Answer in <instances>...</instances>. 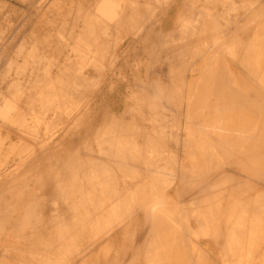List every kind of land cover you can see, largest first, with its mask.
I'll return each mask as SVG.
<instances>
[{"label":"bare ground","instance_id":"obj_1","mask_svg":"<svg viewBox=\"0 0 264 264\" xmlns=\"http://www.w3.org/2000/svg\"><path fill=\"white\" fill-rule=\"evenodd\" d=\"M32 1L35 5L38 2ZM49 1L55 5V0ZM73 1L74 5H65L67 13L49 11L46 1L45 9L49 8L51 14H46V18L40 16L46 34L30 31L37 13L31 19L34 25L29 24L32 28H25L29 33L25 35L30 37L31 32L33 37L28 39L36 42L35 45L39 42L38 46L43 42L51 53L57 49L64 54L65 42L75 40V52L81 51L86 59L91 55L92 61L86 62L85 58L81 61L77 53L79 56L75 57L80 62L67 52L62 61L57 59L55 51L52 54L55 59L47 57V65L44 48L23 46L25 36L21 40L12 39L8 49L16 48L15 41L17 46L22 45L18 46V53L25 58H31L35 51L37 55L42 52L45 58L39 55L38 61L27 59L30 64L33 62L32 69L28 67L32 77L26 79L27 74L23 75L24 82L19 84L20 78L17 83L12 76L13 79L2 75L10 69H6L8 64L1 66L5 57L1 58L0 66L7 72L0 68L4 72L0 73V80H7L8 87L5 86L6 93L1 82L0 96L17 93L15 87L23 85L17 97L12 94L13 102L22 100L37 109L45 103L46 108L41 109L44 115L55 114L52 118L64 120L62 124L67 129L63 135L56 131L44 139L41 134L40 139L37 134L40 136L44 124L40 128L35 125L40 133L35 131L33 136L38 138L33 141L28 129L27 134L23 133L24 124L32 117L25 122L26 117L17 118L19 124L23 123L22 134L33 142L29 139L32 147L26 145L27 149L22 147L19 152L18 141L19 153L5 154L11 160L1 153L6 161L0 164V236L3 239L2 234L7 237L10 234L15 241L4 238L5 242H12L10 245L0 241V247L5 249L0 248V264H14L13 258L6 255V249L9 252L10 248L15 253L13 256L24 257L20 258L21 264L30 259L32 264H246L248 258H252L253 264H264V235H261L264 231V27L254 29L255 22L263 15L257 12L252 15L255 11L252 7L251 16L236 13L235 20L228 19L224 26L218 17L233 18L229 13L236 11L237 6L230 10L226 4L236 5L239 1L111 0L112 4L110 0ZM242 1L244 4L245 0ZM179 4L177 21L173 24L172 8ZM260 4L261 10L264 9V4ZM248 6L241 7V12ZM57 16L63 18V23H57ZM58 31L60 37L55 35ZM123 33L131 36L119 41ZM117 41L121 43L116 46L121 48L112 51L111 45L115 46ZM25 47V53L31 52L27 50L30 47L33 52L22 54ZM3 49L2 53L13 55V49L11 54L6 46ZM104 49L113 56L112 60L109 54L106 57L110 60L107 67L103 58L100 61ZM15 58L10 61L16 62ZM13 61L7 63L12 66ZM23 65L27 67L25 62ZM33 67L34 75L39 76H33ZM102 71L105 76L100 74ZM42 72H47L45 78L40 76ZM33 77L43 83L35 82ZM97 77L100 81L105 77L98 94L105 93L100 98L96 93V98H92L87 91L97 83ZM27 80L34 83L28 85ZM76 87L82 91H78L79 95ZM42 90L47 98L42 96ZM109 91H115L114 97L108 95ZM75 93L81 104L79 99L73 103ZM86 96L92 99H85ZM2 103L4 109L10 106ZM34 106L30 109H35ZM16 108L13 110L17 112L22 107ZM8 115L1 118L11 116ZM19 115L24 116L25 111H18ZM42 115L38 116L39 120ZM36 117L32 124L41 121ZM11 120L15 126L17 121ZM52 124L55 123L46 127ZM44 130V135L49 132ZM22 142L25 144V140ZM67 142L71 145L63 148ZM75 142L83 145L75 147ZM17 145L10 148L17 149L14 148ZM0 148L1 151L2 145ZM13 150H9L10 154ZM48 203L53 205L49 211ZM193 238L197 242L193 243ZM257 254L259 259L255 257ZM26 255L31 256L29 260L25 259Z\"/></svg>","mask_w":264,"mask_h":264},{"label":"rangeland","instance_id":"obj_2","mask_svg":"<svg viewBox=\"0 0 264 264\" xmlns=\"http://www.w3.org/2000/svg\"><path fill=\"white\" fill-rule=\"evenodd\" d=\"M1 1H2V2L4 1V2H3V3L1 2L2 4L0 3V13H1V14H0V23H1V24H0V27L3 28V29L0 28V29H1L0 31L3 32L2 30H4V27L6 28V29L4 30V33L0 34V35H2V37L0 36V39L2 38V39H1V42H0V46H1V48H2V47L4 48V47L6 46V48L8 49V46H9V47H11V46H10V45H7V44H9V42H10L12 39H13V40H18V39L21 40V37L23 38V36H25V37L22 39V40H24V41L22 42V43H23V44H22L23 46H27V45H28V46H31V47L33 46V47H34V46L37 45V47H39L38 49H40V46H41L42 48H44L43 42H42V43L40 42V44H39L40 46H38V43H39V42L35 45L36 42H33V41H31L30 39H31V36L33 37V34L31 35V32L34 33V29H35V31L39 32V33H36V32H35L36 34H39V35L46 34V33H43V31H46V30H44V29H46V28H44L45 26L43 25L44 22H42V21H43V20H42L43 17H40V16H44V18H46V15H38L37 17L35 16L37 19L34 17V15H32V18H30V17H31V0H27V1H26L28 4H27L26 2H24L25 0L23 1V3L21 2V0H1ZM46 1H47V2H46ZM57 1H58V0H57ZM57 1H56V0L53 1V2H55V5L52 6V4H54V3H52V2H48V0H38V2H40V3L37 2L36 6H37V8L40 7L41 5H43V6H41V7H44V5H45L44 3L46 2V4L48 3L47 6L50 5L49 7L52 9V10H51L52 12H54L55 10H56L55 12H57V10H58V11H60V12H62V13H67V12L65 11V10L67 9L65 5L68 4L67 7H70L69 4H71V3H72V4L75 3L73 0H59L58 2H57ZM71 1H72V2H71ZM7 2H8V3H7ZM41 2H42L43 4H42ZM68 2H69V3H68ZM80 2H81V0H80ZM112 2H113V1L110 0V4H112ZM247 2H248V0L246 1V3H247ZM249 2H251V1H249ZM249 2L247 3V5L244 4V5H242V6H245V7H246V6L249 5L250 7L248 6L247 9H250V8H252V7H256V8H258L259 6H261L260 8H263L262 5H261L260 3L262 2V4H264V3H263L264 0H257L256 3H255V0L252 1V3L254 2V3H253L254 6H253V4L250 5ZM24 3H25V4H24ZM29 3H30V5H29ZM50 3H52V4H50ZM9 4L11 5V7L9 6ZM14 4H15V5H14ZM39 4H40V5H39ZM255 4H258V5H255ZM7 5H8V6H7ZM73 5H74V4H73ZM226 5H228V6H230V7H232V6L235 7V6H239L240 4H236V5L226 4ZM1 6H2V7H1ZM15 6H16V7H15ZM36 6H35V7H36ZM51 6H52V7H51ZM55 6H57V7L55 8ZM221 6H222V5H221ZM61 7L63 8V10H62ZM223 7H227V6L224 5ZM10 8H11V10H10ZM15 8H16V9H15ZM53 9H54V11H53ZM108 10H109V9H108ZM263 10H264V9L261 10V15L264 16V14H263L264 11H263ZM6 11H7V12H6ZM14 11H15V12H14ZM37 11H38V10H37ZM262 11H263V12H262ZM11 12H12V13H11ZM13 12H14V13H13ZM18 12H19V13H18ZM26 12H28V13L26 14ZM69 13H71V12H69ZM4 14H5V15H4ZM13 14H15L16 17H15V16H12ZM29 15H30V16H29ZM67 15H68V14H67ZM261 15H259V16H261ZM26 16L29 17V18L26 19ZM221 16H222V15H221ZM221 16H220V17H221ZM223 16H224V19H225V20L222 19V18H220V17H218V18H219V21L221 22V24L224 25V26L227 25V23H225V22H226L228 19H230L231 21L235 20V17H234V16H232L233 18H230V16H227V15H226V16L223 15ZM223 16H222V17H223ZM263 16H262V18H263ZM1 17H3V19H1ZM12 17H13V19H12ZM65 17H66V16H65ZM68 17H69V16H68ZM70 17H71L72 19H75L74 17H76V16H71V15H70ZM70 17H69V18H70ZM256 17H257V16H256ZM6 18H7V19H6ZM18 18H19V19H18ZM20 18H21V19H20ZM24 18L26 19V21H23ZM34 18H35V20H36V21H34V23H35V22H36V23H35V26H32V25H34V23H33V21H32V20H34ZM40 18H41V19H40ZM55 18H56V17H55ZM61 18H62L61 16H59V17L57 16V18H56L57 23H59V24L63 23V22H61ZM66 18H67V17H66ZM76 18H77V17H76ZM240 18H242V17H240ZM262 18H259L258 20L256 19L258 22H257V21L255 22L256 25H255L254 29H257L256 26H258V30H259L260 28H263V27H264V26H263L264 24L262 25V27H261V25H260V24H262V23L264 22V18H263V22H262V20H261ZM8 19H9V20H8ZM25 19H24V20H25ZM28 19H29V20H28ZM31 19H32V20H31ZM58 19H59V20H58ZM64 19H65V18H64ZM79 19H80V18H79ZM1 20H2V21H1ZM18 20H19V21H18ZM20 20H21V21H20ZM62 20H63V18H62ZM75 20H78V18L75 19ZM223 20H224V21H223ZM259 20H261V23L259 22ZM5 21H6V22H5ZM27 21H28V22H27ZM63 21H64V20H63ZM176 21H177V15H171V17H170V22H172V23L174 24ZM222 21H223V22H222ZM2 22H3L4 25L2 24ZM19 22H20V25H19ZM22 22H23V23H22ZM24 22L27 23L28 25H29V24L31 25V24L33 23V24L31 25L33 28H32L30 25H29V27H27V26H26L27 24H25L24 27H23ZM29 22H30V23H29ZM60 22H61V23H60ZM21 23H22V24H21ZM172 23H171V24H172ZM257 23H258L259 25H257ZM17 24H18V25H17ZM234 24H235V23L232 22V26H233ZM1 25H2V26H1ZM12 25H13V26H12ZM36 25H37V26H36ZM237 25H238V23H237ZM17 26H18V27H17ZM19 26H20V27H19ZM234 26H235V25H234ZM15 27H16V28H15ZM18 28H19V29H18ZM21 28H22V29H21ZM25 28H29V30H30V28L33 29V31L30 30L31 32L28 30V31L30 32V35H29L30 37H28V34H29V33L27 32V29H26V31H25ZM14 29H15V30H14ZM17 29H18V31H17ZM20 29H21V30H20ZM10 30H11V31H10ZM19 30H20V31H19ZM23 30H24V31H23ZM39 30H40V31H39ZM21 31H22V32H21ZM1 32H0V33H1ZM6 32H7V34H6ZM8 32H9V33H8ZM11 32H12L13 34H15V35H12ZM25 32L28 33V34L26 33L27 36L25 35ZM46 32H47V31H46ZM58 32H59V31H58ZM22 33H24V34L22 35ZM41 33H42V34H41ZM53 33H54V32H53ZM5 34H6V35H5ZM10 34H11V35H10ZM16 34H17V35H18V34H19V35L21 34V35H20V36L18 35V36H19V38H18V36H16ZM58 34L61 35V32H59V33L55 32V35L60 37V35H58ZM68 34H69V33H68ZM7 35H8V36H7ZM64 35H65V34H64ZM64 35H62V36H64ZM66 35H67V34H66ZM4 36H5V37H4ZM9 36H10V37L12 36V37L9 38ZM68 36H69V35H68ZM130 36H131V35H128V34L125 35V33H123V34H122V37H123V38H122L121 40H119V41H122L123 39H127V38H129ZM13 37H14V38H13ZM15 37H16L17 39H16ZM26 37H27V38H26ZM7 38H8V39H7ZM28 38H30V39H28ZM61 38H62V37H61ZM63 38H65V37H63ZM63 38H62V39H63ZM118 38H119V37H118ZM6 39H7V40H6ZM9 39H10V40H9ZM3 40L6 41V42L4 43ZM32 40H34V39L32 38ZM60 40H61V39H60ZM62 41H66V40L64 39V40H62ZM71 41H72V44H71ZM71 41H69V39H68V43L65 42V43H66V44H65V48H66V49H64V50H66V51L64 52V54L60 53L61 51H58L57 49L55 50L56 53H57V55H55V56H57V59L62 60V59H63V55H65V57L67 56V54H65V53L67 52L68 54H74V58H76L75 56H76L77 53H78V54L80 55V58H78V57H77V58L80 59L81 61H85V60H86V62H87V61H92V60H93V57H92L91 55H90V57H89V55H87V56H86L87 59H86V58L84 57V55L81 53V51H79V52H78V51L75 52V48H76V47H75L74 45L77 44V43H74V42H77V41H75V40H74V41L71 40ZM119 41L115 42V43H116L115 46H113V44H112V45H111V48H112V49L109 48L108 50L111 49L112 51H114V49H117V50L120 49L121 47L116 46V45H118ZM2 42H3V43H2ZM13 42H14L13 45L15 44L16 46H14V47H16V48H9V49H10V50L8 49L9 51L6 49V50L8 51V53H10V52L12 51L11 49H13V51H15V52L12 51L13 55L10 53L11 56H10L9 54H7L6 52H3V53H2L1 51H2L3 48H2V49L0 48V52H1V55H2V56H0V60H1V61H0V64H1V62L4 60V58H2V57H5V60H4V61H5V62H4L5 65H4V63L2 62L1 66H3V67L6 66V67H7V64L10 66V64H13V63H11V62L14 60V59H12V60L10 61V59H11V58H15L16 55H17V57L19 56V58L16 57L15 59H17V60L19 59L18 62L20 61L21 64L18 63L17 60H15L16 62L13 61V62H14V65H12V66H10V67L8 66V67L6 68V69H8V68L10 69V71L8 70V71H9V72H8L9 74H8V73H7V74L4 73V72L6 71V70L4 71L5 68H3V67L0 66V68H3V71H4V72H3V71H1L2 69H0V73L3 72L4 74H2V75H4V76H8V75H9V77L12 76V77L14 78V80L17 81V83H18V81H19V80H17V79L20 78L19 84H20V82H21V83L24 82L23 79H24V76H26V74H27V76H26L25 78L27 79V77L29 76V72H32L30 69H32L33 62H31V64H30V61H28V62L26 61L27 59H28V60H30V59L33 60V58H37V60H36V59H35V60L38 61V56H39V55H40V57H43V58H44V56H46V59L44 58L45 60L42 59V58H39V60L42 59V62H43V60L46 61L47 63H46V62H43V63H46L47 65H48L47 57L49 58V56H52V57H51L52 60L55 59V57L53 58L54 55H52V54H55V51H54V50H51L52 53H51L50 51L47 52L48 47H47V49L44 48L45 51H44L43 49L38 50V52H39V51L41 52V51L43 50L42 52H44V56H43L42 52H41V53H38V55H37V52L35 51L34 53L37 55V57H35V54L31 53V52H33V49H30L31 47H30V48L27 47V48H29V49H27V50H30V51H31V52H30L31 54H30L29 51H28V53L30 54L31 58H30V57L25 58V57H27V56H23V55H21L20 53H18V52H19L18 50H20L18 46H20L21 44L17 46V44L15 43V41H13ZM16 42H17V43H19V42L21 43V41H16ZM26 42H27V43L29 42V44H27ZM31 42H33L34 44L32 43L33 45H32V44L30 45ZM10 43H11V42H10ZM120 43H121V42H120ZM120 43H119V44H120ZM1 44H2V45H1ZM3 44H4V45H3ZM41 44H42L43 46H42ZM73 44H74V45H73ZM22 45H21V46H22ZM17 47H18V49H17ZM33 47H32V48H33ZM37 47H36V48H37ZM73 47H74V49H73ZM34 49H35V48H34ZM105 49H106V48H105ZM105 49H104V51H105L106 56H104L105 54H101V55H103V56L105 57V58H104L103 56L101 57V56L99 55V56H100V61H101V58H103L104 62L106 61V62L108 63V61H110V60L113 59V58H112L113 56H111L110 52H109L108 50L106 51ZM24 50L26 51V47L23 49L22 54L29 55V54L25 53ZM35 50H37V49H35ZM48 50H50V49H48ZM70 50H72V51H70ZM3 51H5V49H3ZM69 51H70V52H69ZM73 51H74V53H73ZM104 51H103V52H104ZM16 52H17L19 55H18ZM46 52H47V53H46ZM53 52H54V53H53ZM106 52H107V53H106ZM14 53H15L16 55H15ZM45 53H46V54H45ZM48 53H51V54H48ZM58 53H60V56H58ZM112 53H114V52H112ZM6 54L9 56V58H8L9 61H7V58H6L7 55H6ZM47 54H48V56H47ZM108 54H109L111 57H110ZM4 55H5V56H4ZM14 55H15V56H14ZM32 55H33V56H32ZM41 55H42V56H41ZM79 55H77V56H79ZM81 55H82L83 57H81ZM8 56H7V57H8ZM20 56H21V57L23 56V58H25V60H23V62H21V60H22L23 58H20ZM72 56H73V55H72ZM108 56L110 57V58H109L110 60H107V59H106V57L108 58ZM10 57H11V58H10ZM65 57H64V59H65ZM1 58H2L3 60H2ZM51 58H50V59H51ZM77 58H76V59H77ZM84 58H85V60H84ZM111 58H112V59H111ZM50 59H49V60H50ZM57 59H56V60H57ZM78 59H77V60H78ZM82 59H83V60H82ZM89 59H90V60H89ZM94 59H95V56H94ZM96 59H97V58H96ZM98 59H99V58H98ZM98 59H97L96 61H99ZM80 60H78V61H80ZM6 61L9 62L10 64L7 63ZM62 61H64V60H62ZM81 61H80V62H81ZM24 62H25V64L27 65V67H26L25 65H23ZM42 62H40L41 64H40V63H38V64H40L41 66L45 65V64H43ZM93 62L95 63V61H93ZM106 62H105L104 65L107 67V65L109 66V63L107 64ZM94 63H93V64H94ZM91 64H92V62H91ZM91 64L89 63L90 66H91ZM93 64H92V65H93ZM28 65H29V66H28ZM47 65H45V66H47ZM34 66H38V68H39V67L42 68V67L39 66V65H34ZM45 66H44V67H45ZM94 66H95V64H94ZM94 66H93V68L96 69V67H94ZM11 67H12V68H11ZM28 67H31V68L29 69ZM47 67H48V66H47ZM47 67H46V68H47ZM27 69H28L29 71H28V72H25V71H27ZM20 70H21V71H20ZM34 70H36V69H34V67H33V76H39V75H34ZM54 70H55V69H54ZM39 71H41V70L39 69ZM44 71H46L45 68H44ZM44 71H43V72H44ZM95 71H96V70H95ZM6 72H7V71H6ZM36 72H38V70L35 71V73H36ZM43 72H42V73H43ZM13 73H14V75H12ZM24 73H25V74H24ZM42 73H41L40 76H44V78H45L47 72L43 73V75H42ZM55 73H56V70H55ZM97 73H98V72H97ZM99 73H100V72H99ZM36 74H37V73H36ZM38 74H40V72H39ZM100 74H103V71H102V73H100ZM23 75H24V76H23ZM30 75H31V74H30ZM95 75H96V74H95ZM16 76H18V77H16ZM19 76H20V77H19ZM102 76H105V73H104ZM12 77H11V78H12ZM21 77L23 78L22 81H21ZM30 77H32V76H29L28 78H30ZM13 78H12V79H13ZM35 78H36V77H33V78H31V79H35ZM44 78H43V79H44ZM97 78H98V77H97ZM26 79H25V80H26ZM41 79H42V77H41ZM92 79H95V78H92ZM92 79H91V80H92ZM98 79H99V78H98ZM98 79H96V80H98ZM10 80H11V79H10ZM45 80H46V79H44V83H46ZM91 80H90V82H91ZM101 80H103V81H100V79H99V80H98L99 82L97 81V83H94V82H96V81L93 80V83H94L95 85H93L92 82H91V83L89 82L90 84L93 85V87H92V86H89V87L94 88L96 85H98V86L95 87L94 90H93L92 88H90V89H91V90H90L89 87H88L87 90L89 89V91H87V92H88L87 95H89L90 97L93 96L94 98H96V95L98 94V92H100V91L102 90L101 87L103 86V82L105 81V77L101 78ZM3 81H4V82H2V81L0 80V84H1V82L3 83V85L1 84V89L4 90V88H5V92H6V91H7V88H6V87H8V85H7V83L5 84V82H7V80H3ZM11 81H12V80H11ZM27 81H29V80H27ZM27 81H26V82H27ZM36 81H37V80L35 79V82H36ZM26 82H25V83H26ZM31 82H33V81L30 80V81L28 82V85H30ZM39 82L41 83L42 81H41V80H40V81H37V83H39ZM100 82H101V83H100ZM33 83H34V82H33ZM42 83H43V82H42ZM113 83H115V82L113 81ZM22 84H23V83H22ZM31 84H32V83H31ZM90 84H89V85H90ZM24 85H25V84H24ZM2 86H3V88H2ZM5 86H6V87H5ZM20 86H21V85H20ZM25 86H26V85H25ZM25 86H24V87H25ZM21 87L23 88V85H22ZM26 87H27V86H26ZM26 87H25V89H26ZM15 88L18 89V90L16 89V90L18 91V92L16 91L17 93H19V92H20V89H22V88H19V87H15ZM76 88H77V87H76ZM1 89H0V91H1ZM27 89H28V88H27ZM31 89H32V88H31ZM78 89H79V88H77V91H76L77 93H78L79 90H81V89H79V90H78ZM98 90H100V91H98ZM8 91H9V89H8ZM13 91H14V89H13ZM21 91H23V90H21ZM40 91H41V90H40ZM92 91H93V92H92ZM42 92H43L42 96H43L44 98H47V96H45L46 94H44L45 92H44L43 90H42ZM42 92H41V93H42ZM81 92H82V91H79V93H81ZM6 93H7V92H6ZM17 93H15V91H14V92H8V95H9V96H10V94H11L10 97L7 96V94H4L5 96H7V98H6L4 95H1V96H0V100L3 99L2 102L4 101V103H6V104H5L6 107L8 106L7 103L10 105V106H8V107H9V110H8V107L4 109V104L0 101V106L2 105L4 111L6 112L5 114H3L4 111H3L2 107H0V108H1V110H0V125H1V126H0V146L2 145V148H3V149L0 151V164H1L4 160L6 161V159H7V160H11V159H12V157L7 158V155H5V154H8V156H13V155L16 156L17 153H19L20 151H22V150H21L22 147H23L24 149H27V146H28V145H31V147H32V144H29V139H30V138L27 137L28 135H24V134H22V131H23L22 129L25 128L23 133H26V131H25L26 129H28L29 131H30V129H31V131L33 130V131H34V134H33V132H31V131L29 132V131L27 130V133H30V135H31L32 137H34L35 134H36L37 132H39L41 129H43V130L40 131L41 133L39 132V133H40V136L37 134V136H38L40 139H41L43 136H44V137H43V139H44L46 135H47L46 138H48V137H50V135H52V134H53L54 132H56V131L60 132V134L63 135V134H64V133H63V132H64L63 130H66V129H67V127L63 125L64 123L62 124V121L64 122V120L61 121V119H56V118L53 119V118H52V117H55V114H50V115H51V116H50L49 113H47L46 115H44L45 112H42L41 109H42V107H45V108H46V106H44L45 103H44V104L41 103V104H43L42 106H40L41 104L38 105V109H40V110H38V109L36 108L37 106H34V105H33L34 108L36 109V111H39V112L41 111L40 113H38V112H36V111L33 112L35 109H30V108H33V106H32V107H29V106H28L29 104H28L27 102H26V104H25V101L19 100V101H21V102H20L21 105H20V104H17L19 101H18V102H16V101L13 102V99L15 98L14 96L17 97V95H16ZM39 93H40V92H39ZM79 93H78V95H79ZM96 93H97V94H96ZM103 93H105V92L102 91V94H103ZM107 93H108V95H110L111 97H114V95H115V91H114V92L109 91V92H107ZM12 94H14V96H13ZM90 94H91V95H90ZM102 94L99 93V94L97 95V97L99 96L98 98H100ZM73 95L75 96V97H74L75 100L73 101V103H75V101H76L77 99H79V100H78V102H79V101H80V98L78 97V95H76V93L73 94ZM112 95H113V96H112ZM3 96H4V98H2ZM18 96H19V95H18ZM42 96L40 97V94L38 95V97H40V98H42ZM89 96H86V97H84V98H85V99H86V98H89V99H92V98H93V97L90 98ZM11 97H13V98H11ZM19 97H20V96H19ZM76 97H77V98H76ZM1 98H2V99H1ZM8 98H9V99H8ZM24 98H25V97H24ZM74 98H73V99H74ZM4 99H5V100H4ZM10 99H12V100H10ZM16 99H17V98H16ZM22 99H23V98H22ZM14 100H15V99H14ZM22 102H24L25 106H24V104H23ZM78 102H76V103L78 104ZM112 102H113V101L111 100L110 102H108V103L106 102V103H107V104H110V103H112ZM22 104H23V105H22ZM79 104H81V101L79 102ZM17 105H18V107L20 106V108L22 107V108H21L22 110L19 109V110H17V112H16V109H18V108H16ZM14 106H15V108H16L15 110H13V109H14ZM30 106H31V105H30ZM60 106H65V105H60ZM60 106H59V107H60ZM40 107H41V108H40ZM70 107H71V106L69 105L68 109H69ZM10 108H11V111H10ZM24 108H27L26 110H28V108H29L30 110H32L31 113H30L28 116H27V114H28V112H29L30 110L27 111V113H26V110H25ZM61 108L64 109L65 107H61ZM6 109H7V111L10 112V113L8 112L9 115L7 114ZM12 110L14 111V114H15V115H14L13 113H11ZM44 110H45V109H43V111H44ZM1 111H2L3 113H1ZM18 111H19V112H21V111H25V115H24V116H21V115L18 116ZM15 112H16L17 114H16ZM36 113H37V114H36ZM2 114H3V115H8V116L11 115V116H10V117H6V116H5L4 118H1V116H3ZM12 114H13V115H12ZM21 114H22V113H21ZM23 114H24V113H23ZM31 114H32V115H31ZM33 114H34V115L36 114L37 117H36V115L34 116ZM39 114H40V115L43 114L42 116H43V117L45 116L44 119H46L47 121H46V120H43V117L41 116V117H42V120H41V119H40V120H41V121H44V122H41V121L39 120V117H40ZM16 115H17L16 120H13L14 118L12 119V120H13L12 123H14V121H17V122H15V126H16V125H17V126H20V124L23 125V123H20V124H19L18 121H19L20 119L23 120L22 118H24V117L27 118V119H26V118L24 119V122H25V120L28 121V119H29L30 117H32V119H33L34 117H36V118H37V121L39 120L40 122H38V123H34V122L36 121L35 118H34L35 121H34L33 124H32V122H31L32 119L30 118V122L28 121V124H29V125H28V124H24V126H25L24 128L22 127V125H21L20 127H17V126H16V128H15L14 124H11V123H10V120H11L12 117H14V116H16ZM30 115H31V116H30ZM38 116H39V117H38ZM89 116H90V118H91L92 115L90 114ZM19 117H20V119L17 120V118H19ZM21 117H22V118H21ZM7 118H10V120H9V119H8V120H5V119H7ZM49 118H51V120H50ZM55 119H56V120H55ZM12 120H11V121H12ZM52 120H54V121H56V122H52ZM57 120H58V121H57ZM7 121H8V122H7ZM27 121H26V122H27ZM45 121H46V122H45ZM48 121H49V123H48ZM20 122H21V121H20ZM50 122H51V123H55V124H52V126H50V128L46 127L47 125H48V126L51 125ZM60 122H61V123H60ZM16 123H18L19 125L16 124ZM30 123H31L32 128H34V127H36V126H37V127L39 126V128H40L42 124H44V125H42V127L40 128V130H39V128H38V131H36V130H37V127H36V130H35V128L32 129L31 126H30ZM41 123H42V124H41ZM46 123H48V124L46 125ZM58 123H60L61 126H58ZM38 124H39V125H38ZM12 125H13V126H12ZM26 125H27L28 127L30 126V127H29L30 129H29ZM33 125H34V126H33ZM35 125H36V126H35ZM62 125H63V126H62ZM3 126H6V127L3 128ZM44 126H45V128H44ZM54 126H56V127H54ZM57 126H58V127H57ZM1 127H2V128H1ZM7 127H8V128H7ZM52 127H53L54 129H53ZM6 128H7V129H6ZM51 128H52L53 131H49ZM8 129H10L13 133L10 132ZM44 129H48V130H46V131H49V132H47L45 135L43 134V133H44L43 131H45ZM57 129H58V130H57ZM14 130H15V132H14ZM21 130H22V131H21ZM61 130H62V131H61ZM17 131H18V132L21 131V133H18ZM35 131H36V133H35ZM16 132H17V133H16ZM42 132H43V133H42ZM50 132H51V133H50ZM14 133H15V134H14ZM27 133H26V134H27ZM49 133H50V134H49ZM19 134H20V136H24V138L22 137L23 139H20L21 137L19 138ZM41 134H42L43 136H42ZM48 134H49V135H48ZM30 135H29V136H30ZM33 135H34V136H33ZM3 136H5V137H4L5 139H2V142H3V143H2V142H1V137H3ZM37 136H36V137H37ZM41 136H42V137H41ZM6 137H7V139H6ZM36 137L32 138V140L34 139L33 141H35V140H36V139H35ZM38 137H37V138H38ZM68 137H69V135H68ZM26 138H27V141H26ZM19 139H20V140H19ZM67 139H68V138H67ZM14 140H15V141H14ZM23 140H25V144L22 145V143H23L22 141H23ZM32 140L30 139V141H32ZM37 140H39V139H37ZM13 141H14L15 143H12ZM18 141H19V142H18ZM20 141H21V142H20ZM33 141H32V142H33ZM8 142H9V143H8ZM17 142H18V145H19V149H20V150L18 149ZM27 142H28V143H27ZM32 142H31V143H32ZM10 143L17 145V147L14 146V148H17V149H14V150H13V148H10V145H12V144H10ZM20 143H21V144H20ZM26 143H27V144H26ZM75 143H76V142H75ZM75 143H74V146H75V147H80V146L83 145V144L81 143V145L79 146V145H78V144H80V142H79V143H76V144H77V146H76ZM9 144H10V145H9ZM21 145H22V146H21ZM26 145H27V146H26ZM63 145H64V144H63ZM69 145H71V144L67 142V144L65 143V145H64L63 148H65V147L68 148ZM8 146H9V148H8ZM29 147H30V146H28V148H29ZM0 149H1V148H0ZM5 149L8 150L9 153L6 152ZM3 150H5V151L3 152ZM9 150H10V151L13 150L14 152L12 151L13 153L11 152V154H10V151H9ZM18 150H19V152H17ZM1 153H3V155H4V157H5L6 159H4L3 156H1ZM5 161H4V162H5ZM3 164H4V163H3ZM1 166H2V165H1ZM1 166H0V169L2 168ZM46 192H47V194H48L49 191H46ZM43 193H45V192H43ZM48 205H51V206H48ZM47 206L49 207V208L47 207L48 211H49V209H51V208L53 209V205H52L51 203H48ZM50 211H51V210H50ZM176 225H177L178 227H179V226L181 227V225H179V224H176ZM6 235H7V234H6ZM6 235L2 234L3 239H2V237L0 236V241H1V242H2V240H4V238H5V239L9 238L10 240L7 239L9 242L12 241V239H13L14 236H12V235L9 234V237H7L8 235H7V236H6ZM261 235H264V231L261 233ZM5 236H6V237H5ZM10 236H11V237H10ZM193 237H194V236H193ZM11 238H12V239H11ZM13 240L15 241V238H14ZM194 240H195V239L193 238V243H194ZM5 241H6V240H4V245L8 243V242H5ZM195 241H196V240H195ZM1 242H0V245H1ZM196 242H197V241H196ZM2 244H3V242H2ZM8 244H9V243H8ZM10 244H12V242H11ZM10 244H9V245H10ZM116 244L118 245L119 242H117ZM2 247H3V246H1L0 248L2 249V251H4L5 249H3ZM1 249H0V251H1ZM247 250H248V249H247ZM247 250H245V252H246ZM2 251H1V252H2ZM6 251H7V252H6ZM6 251H5V252L7 253L6 255H8L7 257H9V258H13L12 262L15 261L14 264H19V262H20V264L23 263V261H20V258H21V260H22L24 257H23V258H22V257L17 258L16 255L13 256L15 253H14V251L11 250V248H10V250H9V252L11 251L10 253L8 252L7 249H6ZM206 252H207V254H208L209 251H206ZM245 252H244V254H246ZM8 253H9V254H8ZM12 253H14V254H12ZM11 254H12V255H11ZM10 255L13 256V257H10ZM27 256H28V255H26L25 259H28V260H29L31 256H29V258H28ZM57 256H58V255H51V257H53V258H56ZM257 256H258V254H257L255 257H257ZM14 257H15V259H14ZM42 257H43V256H42ZM42 257H40V258H42ZM58 257L60 258V256H58ZM58 257H57V259H58ZM255 257H254V259L256 260ZM16 258H17V260H16ZM245 258H246V256H245ZM257 258H258V257H257ZM259 258H260V257H259ZM259 258H258V259H259ZM18 260H19V261H18ZM248 260H249V258L247 259V262H246V259H245L246 264H247V263H248V264H253V262H252V258H250L249 261H248ZM16 261H18V262H16ZM30 261L32 262L31 259L29 260V262H30ZM29 262H28V263L26 262V264H32V263H29ZM8 263H11V262H8ZM24 263H25V261H24ZM33 264H35V263L33 262ZM242 264H243V263H242Z\"/></svg>","mask_w":264,"mask_h":264},{"label":"crops","instance_id":"obj_3","mask_svg":"<svg viewBox=\"0 0 264 264\" xmlns=\"http://www.w3.org/2000/svg\"><path fill=\"white\" fill-rule=\"evenodd\" d=\"M36 1H38V0H36ZM51 1H52V0H51ZM78 1H80V0H77V2H78ZM81 1H82V0H81ZM238 1H239L238 4H240V3L243 4V3H242V2H243L242 0H241V1H240V0H236V2H238ZM245 1H247V0H245ZM245 1H244V4H246ZM250 1H251V0H250ZM32 2H33V1L31 0V14H32V15L34 14V16H37V13H38V15H41V14L43 15V13H44V15H46V14H47V15H48V14H51V13L49 12V11L52 10L51 8H50V9H49V8L45 9V8H46V5H45L44 7H40V8H41V10H40V8H37V7L35 8L36 5L33 4L34 2H33V3H32ZM49 2H50V1H49ZM241 4H240V5H241ZM244 4H243V5H244ZM33 5H35V6H33ZM195 5H196V4H195ZM197 5H198V6L200 5V7H201V4H200V3H198ZM198 6H197V7H198ZM200 7H199V8H200ZM238 7H239V6H237L236 8L233 7L234 9H237V10H236V11H231L230 13L228 12L229 15H231V16L234 15V16H235L236 13H238L237 15H239V16H244V15H249V16H251V15H250L251 13H252V15H253V14L256 15L257 13H261V8H260V7H259V8H260V9H259L260 11H259V10H256V9H258V8L254 7L255 11H252V10H251V11H252L251 13L249 12L250 9L247 10V8L244 9V12H241V11H243V9H241V7L244 8L245 6H240V9H239ZM33 8H34V9H33ZM179 8H180V4H179V6H176V5L173 6V8H172V13H171V14L176 15V14H177V11H178ZM222 8H223V7H222ZM222 8H221V6H220V10H221ZM227 8L230 9V8H232V7H227ZM36 9H37L38 11H37ZM48 9H49V11H48ZM229 9H228V10H229ZM238 9H239V10H238ZM251 9H252V8H251ZM254 9H253V10H254ZM230 10H232V9H230ZM246 10H247V13L245 12ZM33 11H35V12H33ZM234 12H235V14H234ZM240 12H241V15H240ZM248 12H249V13H248ZM253 12H255V13L257 12V13L255 14V13H253ZM242 13H244V14L242 15Z\"/></svg>","mask_w":264,"mask_h":264}]
</instances>
